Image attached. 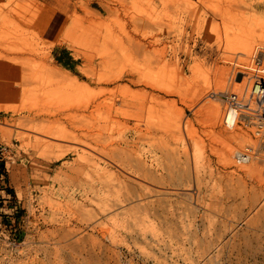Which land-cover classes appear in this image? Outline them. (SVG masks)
<instances>
[{
	"label": "rangeland",
	"instance_id": "obj_1",
	"mask_svg": "<svg viewBox=\"0 0 264 264\" xmlns=\"http://www.w3.org/2000/svg\"><path fill=\"white\" fill-rule=\"evenodd\" d=\"M260 3L0 0V264H264Z\"/></svg>",
	"mask_w": 264,
	"mask_h": 264
},
{
	"label": "built area",
	"instance_id": "obj_2",
	"mask_svg": "<svg viewBox=\"0 0 264 264\" xmlns=\"http://www.w3.org/2000/svg\"><path fill=\"white\" fill-rule=\"evenodd\" d=\"M252 78L251 88L243 93L237 91H219L217 93V96L225 103L222 116V123L225 128H235L237 124L247 120L253 123L257 130L262 129L264 122V75L256 70ZM0 148L2 154L8 150L6 145ZM247 149L239 150L236 153L237 163L249 161L250 155L248 153L252 148Z\"/></svg>",
	"mask_w": 264,
	"mask_h": 264
},
{
	"label": "bare ground",
	"instance_id": "obj_3",
	"mask_svg": "<svg viewBox=\"0 0 264 264\" xmlns=\"http://www.w3.org/2000/svg\"><path fill=\"white\" fill-rule=\"evenodd\" d=\"M6 64V63H5ZM3 66V65H2ZM5 67V66H4ZM7 68V67H6ZM17 70H19V69H17ZM256 70L259 72V73H261L262 75H263V70L261 69V68H258V67H256L255 68V71H254V74L256 73ZM14 71V70H13ZM253 84V78L251 79V82H250V86L248 85L246 88H245V90H243L242 92H240V93H243V92H245L246 90H248V89H250L251 88V86H252V84ZM249 84V83H248ZM229 91V90H228ZM12 93V92H11ZM16 94V93H15ZM12 95H13V93H12ZM245 122H247V120L245 121ZM223 124V123H222ZM225 127V126H224ZM227 129V128H226ZM232 129H234V128H232ZM257 131V132H256ZM255 131V133H256V135H261V133H262V129H259V130H256ZM258 131H259V133H258ZM247 148H249V149H251V151H250V153H248L250 156H249V161H247V163L248 162H251V160L253 159V157L255 156V148H253L252 146H249V145H247L246 147H245V149L246 150H248ZM237 151V150H236ZM234 152V151H233ZM238 152V151H237ZM235 154V153H234ZM244 164H246V163H244Z\"/></svg>",
	"mask_w": 264,
	"mask_h": 264
},
{
	"label": "crops",
	"instance_id": "obj_4",
	"mask_svg": "<svg viewBox=\"0 0 264 264\" xmlns=\"http://www.w3.org/2000/svg\"><path fill=\"white\" fill-rule=\"evenodd\" d=\"M257 6H259V7H262V8H264V3L262 4V3H260L259 5H257ZM22 19H24V20H26L25 22H27V23H34V19L33 18H30V17H28V16H26L25 18H22ZM33 21V22H29V21ZM59 21V24H65L66 22L65 21H63L62 22V20H58ZM39 25H44V27L42 28V30L43 31H46V32H49L48 34L50 35V37H55L56 35H54V32L52 31V28H50V22L48 21V22H44V21H39ZM59 28H60V26H59ZM50 29H51V31H50ZM60 30L61 29H59V32H60Z\"/></svg>",
	"mask_w": 264,
	"mask_h": 264
},
{
	"label": "water",
	"instance_id": "obj_5",
	"mask_svg": "<svg viewBox=\"0 0 264 264\" xmlns=\"http://www.w3.org/2000/svg\"><path fill=\"white\" fill-rule=\"evenodd\" d=\"M241 76V74H238V77H240Z\"/></svg>",
	"mask_w": 264,
	"mask_h": 264
}]
</instances>
